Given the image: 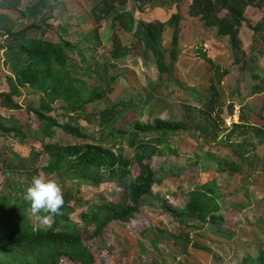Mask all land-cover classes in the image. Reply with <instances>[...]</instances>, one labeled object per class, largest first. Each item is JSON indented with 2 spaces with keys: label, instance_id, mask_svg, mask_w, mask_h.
Listing matches in <instances>:
<instances>
[{
  "label": "trees",
  "instance_id": "trees-1",
  "mask_svg": "<svg viewBox=\"0 0 264 264\" xmlns=\"http://www.w3.org/2000/svg\"><path fill=\"white\" fill-rule=\"evenodd\" d=\"M29 1L0 0V61L7 71L5 79L0 72V138L13 140L14 146L24 150L21 153L9 145L0 149V183L11 184V175L20 171L33 177H51L60 182L65 203L51 228L37 229L24 196H16L12 203L10 194L3 193L0 264H106L116 253L126 255L128 264H167V257L181 264L176 257L189 253L190 248L206 264H264V239L263 243L250 242L239 229L250 224L264 235V215L261 223L253 225L248 216L255 212L250 209L251 195L264 186V14L256 20L249 12H264V0L187 1L190 17L198 19L205 31L214 33L229 49L228 66H223L214 60L205 40L198 44L197 55L209 65L211 75L206 79L208 86L190 87L193 89L187 93L201 96L207 103L209 122L202 129L191 124L189 116L181 120L160 116L148 122L137 113L144 101L151 102L155 96L148 89L154 87L155 79H173L182 42L183 0H171L176 13L165 21H144L136 16V10H146L153 0H96L90 10L95 25L85 31L81 26L87 17L72 14L66 0ZM109 17L105 41L100 37L101 24ZM23 18L29 22L17 29ZM52 20L61 21L58 28ZM243 27L253 33L249 49L241 38ZM168 28L171 39L164 47L162 40ZM52 32L55 38H47ZM123 36L132 41L124 42ZM106 42L111 44L108 51L103 48ZM127 58L135 67L140 61L146 87L140 91L133 86L132 100L112 99L125 75H110V71ZM231 65L238 67V94L229 107L233 112L234 103H239L240 113L233 115L235 121L228 127L223 125L222 109L216 112L214 98L218 86L232 74ZM104 74L109 75L107 81ZM96 76L106 85L91 84ZM5 81L6 90L2 89ZM23 93L26 97L21 102ZM242 107L247 112H242ZM250 107H260L258 117L263 124L253 121ZM20 112H25V119L17 116ZM122 119L126 127L119 126ZM82 124L99 128L102 137H90L81 129ZM189 129L197 130L209 145L227 146L230 157L206 151L204 160L195 154L188 158L187 166L175 164L182 145L173 146L167 137ZM222 135L226 139L220 140ZM68 136L82 141L66 142L64 137ZM87 138L91 142L84 140ZM43 155L50 157L47 166L36 169L34 162L25 167L26 162L38 161ZM134 162L139 173L129 186L130 192L121 193L120 203H96L80 216L82 225L72 220L73 204L81 198L71 186H64L68 181L98 187L109 177L124 186ZM169 171L178 178L177 193L159 199L153 196V187L159 173ZM225 172L235 180L228 191L218 189L213 182ZM241 178L247 180L245 185L238 183ZM27 187L21 185L17 191L25 193ZM261 196L264 203V193ZM154 204L166 212L171 223L160 221L152 227L146 209L154 208ZM115 224L125 229L126 236L132 230L139 231L156 253L144 261L141 249L146 247L126 239L123 244V237L112 231ZM117 237L119 247L114 242ZM130 249L137 255L128 258ZM182 264H188L186 259Z\"/></svg>",
  "mask_w": 264,
  "mask_h": 264
},
{
  "label": "rangeland",
  "instance_id": "rangeland-1",
  "mask_svg": "<svg viewBox=\"0 0 264 264\" xmlns=\"http://www.w3.org/2000/svg\"><path fill=\"white\" fill-rule=\"evenodd\" d=\"M188 0H183L182 10L181 13L183 15V20L180 23L181 27V46L179 53L177 54V61L174 66V74L173 79H165L160 81L155 79L152 83L153 88H148L149 91L155 93L151 102L144 101V96L142 99L144 102L138 110V115H140V119L143 121H151L155 117L162 116L166 119H175L181 120L189 116V122L198 126V129H202V127L206 126L209 122L207 110V103L201 100V96H194V94L187 93L188 89H193L190 87H201V86H208L206 79L210 77V67L207 65L204 59L197 55V47L200 41L205 40L207 46L213 50L210 52L211 54L214 52V60L217 62H221V65L228 66L229 62V49L225 47L223 42L217 40V37L214 33H210L205 31L204 28L201 26V22L198 19H193L190 17V7L187 3ZM29 0H23V3H28ZM96 0H66L68 7L72 14L80 15L83 14L84 18L87 17V21L82 24L83 30L91 29L95 24H93V20L90 14V10L92 6L95 4ZM151 7H148L146 10L139 12L136 10V16L140 17L144 21H149L152 19H160L165 21L170 17L171 14L176 13L175 5L172 3L171 0H153ZM185 4H188L185 6ZM128 8H133L132 5H129ZM13 16L17 15V12L12 13ZM264 12H260L258 10L250 9L249 16L251 18H255L259 20L263 16ZM110 18H107L102 24V37L105 41L108 40V28L110 23ZM75 19V18H74ZM72 19V21L74 20ZM67 20V18H66ZM76 20V19H75ZM29 21L27 18H23L19 21L17 25V29L25 26ZM55 24V28H58L60 24V20H52ZM56 36L55 33H50L47 38L54 39ZM253 33L247 27H243L241 32V38L243 42H245V46L247 49L250 48V44L252 43ZM171 39V29L168 28L164 34L162 43L164 47H166L170 43ZM123 41L130 43L132 41L131 37L123 36ZM104 50L108 51L111 49V44L106 42L103 46ZM167 61H169L170 51H167ZM3 60L0 61V72L3 79L7 75L6 68L3 65ZM92 63L95 62V59L91 60ZM264 67V61H263ZM232 74L224 79L221 86H218V96L215 97L216 99V112L218 109H222V118L224 119L223 125L230 126L232 121L234 120L233 115H235V105H240L239 103H234L233 105V112L230 110V104L234 101L235 96H237V72L238 67L230 66ZM113 74H121L125 75V80H121L119 84V89H115L112 93L111 98L115 99L117 96L121 100H132L130 98V93H132V87H137L140 91L142 87H146V83L141 79V66L140 61L137 67L134 66V62L131 58L125 59L123 62L119 63V66L116 68H112L110 71V75ZM104 79L107 81L109 75L104 74ZM248 80V78H246ZM164 82L165 84H162ZM91 84L98 83L100 86H105L106 83H101L98 80V77H93L90 80ZM163 85L165 89L163 88ZM162 88V89H159ZM2 89H8L7 82L2 85ZM156 89L158 92H156ZM24 93H28L27 90H24ZM23 93V96L20 97V101H25L26 94ZM142 93V92H140ZM142 95V94H140ZM210 98V97H209ZM249 104V103H248ZM245 106H248L245 104ZM250 116L252 117L253 121L258 124H263V121L259 119L258 114L261 112L260 107L249 109ZM243 110L242 112H245ZM247 112V111H246ZM249 112V111H248ZM211 117L217 119V115L215 112H211ZM17 116L25 119L26 114L25 112L17 113ZM218 120V119H217ZM120 127H126V123L122 119L119 123ZM83 132L87 133L90 137L94 139H99L102 137L101 131L99 128H93L89 125L82 124ZM65 136V135H64ZM200 134L197 130L189 129L186 133H183L179 136H168V141L174 146H181V154L175 159V164L187 166V160L190 157L195 156L198 154L199 156L202 155L200 160H204L203 153L206 151L215 152L216 154L223 156V157H230V153L228 152L229 149L227 146H220L219 143L209 145L204 139L199 137ZM226 139L223 135L219 138ZM66 142H80L82 141L81 138H76L72 136L64 137ZM87 142H91V138L84 139ZM9 145L12 146L14 149H18L21 153H24V150L19 146H14L15 142L11 139L0 138V149L5 150V146ZM28 147V146H27ZM3 151H0V153ZM26 152V150H25ZM49 155L41 156L38 161L34 158L33 161L26 162V166L34 164L37 168L47 166L49 162ZM169 164H164V167H167ZM139 173L138 166L134 164L131 166V175L125 181L124 186H118L117 182L114 179L106 177V179L101 183L98 187L86 186L84 184H79L76 181H68L64 186L70 187L72 192L77 191L80 194L81 200L78 202H74L73 210H72V220L76 223L82 225V221L80 216L84 212H89L92 210L93 206L96 203H108L109 205L118 204L120 203V195L121 193H128L130 192L129 186L135 182V178ZM5 178V174H3ZM1 175V179H3ZM33 175L29 172L20 171L17 173H13L11 175L10 181L11 184H1L0 183V197L2 198V194L8 193L11 196V202L14 203L16 196H24L25 193L22 190H18L17 188L22 185H29ZM9 180V179H8ZM7 180V181H8ZM59 184L60 182L57 181ZM216 183V186L220 190L228 191L230 187H232L235 183L234 178L230 174V172H225L216 176V179L213 181ZM247 180L241 178L239 180V184L245 185ZM177 185H178V178L172 175V172L169 171L167 173L162 172L159 173L158 182L154 185L152 194L153 196H157L159 199H168L172 197L174 194L177 193ZM11 187V188H9ZM62 188V187H61ZM261 193H264V186L259 190H254V193L251 195V206L250 209L255 211L253 213H248V216L251 217L250 222L253 224L261 223L263 220L264 215V203ZM248 207V206H246ZM146 211H149L148 214L151 215L153 223L152 227L156 226L157 222L162 221L163 223L169 224L171 223L169 220V216L166 215V212L160 208H157V205L154 204V208L147 207ZM154 212V214H153ZM240 231L245 236V238L250 242H257L263 243L264 235L262 236L261 230L258 228H253L250 224H245L240 226ZM93 231V229H92ZM113 233L122 238V243L125 244V239L129 243H134L136 246H144L146 249H141L143 260L147 261L150 258L152 253H156L154 247L148 240H144L140 235L139 231L132 230L129 236L125 235V229L120 226L119 224H115L112 227ZM118 237L114 240L117 246H120V240ZM196 237L194 236V239ZM217 246H219L217 244ZM137 255L135 249H130L128 258ZM197 255L195 257L194 255ZM159 256V255H158ZM160 257V256H159ZM186 259L188 264H206L205 260L202 259L201 255L197 252H194L191 248L189 253H186L184 256L176 257V259H180L182 264V260ZM162 260V259H161ZM167 264H175V261L171 257H167ZM106 264H128L127 257L124 254L116 253L114 256H109L106 261Z\"/></svg>",
  "mask_w": 264,
  "mask_h": 264
},
{
  "label": "clouds",
  "instance_id": "clouds-1",
  "mask_svg": "<svg viewBox=\"0 0 264 264\" xmlns=\"http://www.w3.org/2000/svg\"><path fill=\"white\" fill-rule=\"evenodd\" d=\"M24 199L30 203V212L35 217L37 229L51 228L54 217L61 214L65 203L61 185L56 179L40 175L32 178Z\"/></svg>",
  "mask_w": 264,
  "mask_h": 264
},
{
  "label": "built area",
  "instance_id": "built-area-1",
  "mask_svg": "<svg viewBox=\"0 0 264 264\" xmlns=\"http://www.w3.org/2000/svg\"><path fill=\"white\" fill-rule=\"evenodd\" d=\"M235 114H239L240 113V106L239 105H235V110H234ZM234 122V121H232Z\"/></svg>",
  "mask_w": 264,
  "mask_h": 264
}]
</instances>
